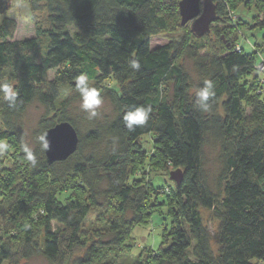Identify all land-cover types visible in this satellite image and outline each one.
<instances>
[{
  "label": "trees",
  "instance_id": "obj_1",
  "mask_svg": "<svg viewBox=\"0 0 264 264\" xmlns=\"http://www.w3.org/2000/svg\"><path fill=\"white\" fill-rule=\"evenodd\" d=\"M212 1L215 22L233 33L225 42H211L210 27L202 38L190 30L152 49V37L182 27L178 0H30L48 14L50 29L43 33V43L41 37L9 40L14 26L8 19L0 21V80L14 81L18 92L14 107L0 94L4 128L0 141L15 145L11 146L22 157L21 176L26 180L11 187L14 191L8 198L5 195L0 264H18L37 252L50 264H119L112 258L95 263L94 246L78 254L85 247L81 231L91 210L105 206L114 210L106 226L110 237L104 244L120 249L128 243L131 229L147 222L156 197L170 192L174 199L169 208L170 230L162 234L158 249H142L131 264L264 262V73L255 70L264 59L258 44L249 43L252 52L245 53L238 43L242 29L230 12L236 1L245 6L255 3L258 19L252 29L264 28V0ZM202 50L209 54L200 55ZM184 56L193 60L198 73L193 96L189 95L190 76L181 62ZM133 60L139 62L138 70L130 66ZM53 70L54 78L48 81L47 74ZM81 74L97 86L111 78L120 87L119 92L109 87L100 90L114 111L104 127L109 144L101 155H81L84 141L97 142L104 134L95 129L86 139L79 137L76 152L65 161L48 164L41 141L33 167L16 135L17 119L34 100L55 110L60 89L75 88ZM208 80L215 96L209 100L210 110L202 112L196 92ZM139 106L151 108L149 120L129 131L122 117ZM62 121L75 128L62 115L58 121L43 122L44 132ZM150 133L152 151L147 153L140 138ZM211 142L218 147L219 162L213 183L204 157L205 146ZM146 160L150 170L143 172ZM177 169L182 178L178 185L172 181L173 188L154 191L144 176L163 171L169 178ZM130 175L141 179L130 182ZM78 184L86 200L77 192ZM9 187L0 183L2 192ZM201 209L218 221L216 251ZM36 213H40L38 220L33 218Z\"/></svg>",
  "mask_w": 264,
  "mask_h": 264
},
{
  "label": "rangeland",
  "instance_id": "obj_2",
  "mask_svg": "<svg viewBox=\"0 0 264 264\" xmlns=\"http://www.w3.org/2000/svg\"><path fill=\"white\" fill-rule=\"evenodd\" d=\"M233 11H230L231 16L236 18V23H239V27L242 29L243 37H240L238 43L243 48L245 53H251L252 49L249 45L258 44L259 53L264 59V28L254 27L253 22L258 19L257 8L254 4L249 3L247 6L239 5L237 1L235 6L232 7ZM8 19L12 22L14 30L12 32L11 41H22L27 39H34L41 37L42 43L45 40L43 33L50 29L48 14L43 9V7H34L31 5L30 0H0V21L2 19ZM261 18V15H260ZM190 32L189 24L186 26L179 27V30L162 31L156 36L150 39V47L156 48L169 43L173 39L181 38L185 32ZM178 34V36H177ZM220 36H223L224 40L232 39L233 33L231 29H227L224 25L219 22H215L211 26V33L207 37L211 42L220 41ZM223 44V43H222ZM201 54H209V52L202 50ZM182 64L184 68L188 71L190 76L192 86L189 90V95L193 96L195 94V89L193 85L198 80V73L194 67V62L190 57L184 56L182 58ZM258 63V62H257ZM256 63V64H257ZM56 71H50L47 74V80L52 81ZM263 76L260 75V78ZM2 80H0L1 82ZM14 82V81H10ZM89 83L96 87L97 89L103 91L105 87H109L117 92H119V85L113 80L108 79L101 86L95 85L89 80ZM15 84V82H14ZM48 87H45L47 89ZM262 95L261 99L264 101V85L261 86ZM61 96L55 103V110H50L42 102L34 100L31 102L23 112L20 118L16 121V128L18 137L21 139L23 146L27 145L35 154L40 150L41 140L44 129L43 122L47 121H58L62 115L64 117L72 120L75 123V128L77 130L78 136L81 138H87L86 135L95 129H100L104 132L105 125L113 118L114 111L113 107L107 99L106 95H103V103L97 109L98 115L94 118H90L81 108H80V97L76 88H63L60 89ZM57 124V123H56ZM4 128L0 125V133L3 135ZM21 133V134H20ZM102 133V132H101ZM110 137L104 132L102 137L97 142H87L84 141L81 147V155L85 156L90 153L95 155H101L105 147L109 144ZM153 134H146L140 138V143L142 148L150 153L152 151ZM0 143L6 144L7 149L0 151V175L3 176L0 179V183H6V187L10 185L9 190H0V228L6 225V198L9 197V193L13 192V187L16 183L22 184L23 176L21 173L25 171V166L20 164L22 162V157L17 155V151H14L12 143L10 144L7 140L0 141ZM16 148V147H15ZM205 157V169L208 173V179L210 183H213L215 179V174L219 169L218 162V147L215 143L211 142L205 146L204 149ZM143 172H148L149 169L148 160L144 163ZM146 180H150V186L156 191L163 187H174V183L168 178L167 174L163 171L151 172L147 176L144 174ZM140 180L141 178L135 177V175H130V182L133 180ZM72 178L71 181H73ZM80 184L76 188L82 199L86 198V192L81 190ZM167 191V190H166ZM7 193V194H4ZM172 192L165 195H158L155 202L157 205L150 211V216L147 222L144 224H139L134 226L130 231V238L127 239L128 243L120 249H115L108 247L104 243L109 240V232L106 229L110 219H112L115 214L114 210L110 206H105L101 210L92 209L87 216L85 222L82 226L81 236L85 242V247L79 251L78 254H83L85 250L94 246V262L101 263L106 262L109 259L114 260L119 264H131L135 256L140 255L142 249L146 248L148 250L158 249L161 237L164 231H169L172 226V219L169 215V208L174 204V199H172ZM153 199V196L151 197ZM86 200V199H85ZM170 200V202H169ZM5 212V213H4ZM203 224L209 231L211 237V246L214 251L218 248L217 239V229L218 221L212 217V214L208 210H200ZM40 213L33 215V218L38 220ZM4 236L9 235V232L5 229L3 231ZM5 238V237H3ZM130 245L131 248L128 246ZM255 264H264L263 261H254ZM7 264V263H3ZM18 264H50L41 252H37L28 259L21 260Z\"/></svg>",
  "mask_w": 264,
  "mask_h": 264
},
{
  "label": "water",
  "instance_id": "obj_3",
  "mask_svg": "<svg viewBox=\"0 0 264 264\" xmlns=\"http://www.w3.org/2000/svg\"><path fill=\"white\" fill-rule=\"evenodd\" d=\"M178 12L180 25L189 24L191 32L198 38L209 34L210 27L216 20L215 6L212 0H178ZM43 136H46L48 142V147L44 148L48 164L65 161L78 148V133L68 121L59 122L46 129ZM169 178L178 185L182 178V171L180 169L171 171Z\"/></svg>",
  "mask_w": 264,
  "mask_h": 264
},
{
  "label": "clouds",
  "instance_id": "obj_4",
  "mask_svg": "<svg viewBox=\"0 0 264 264\" xmlns=\"http://www.w3.org/2000/svg\"><path fill=\"white\" fill-rule=\"evenodd\" d=\"M130 66L134 69H139L140 65L138 61H131ZM75 88L80 97V108L90 117L94 118L98 115L97 109L103 103V97L101 91L89 83V77L86 74L79 75L75 80ZM0 94L5 101L9 102V107H14L17 99L18 92L14 88V82H0ZM215 96L214 86L212 81H205L204 87L199 88L196 92V105L202 112H208L211 108L209 100ZM151 113L150 107L139 106L134 110L127 111L122 121L124 126L129 130L133 131L136 127H143L149 120ZM43 147H48L46 136H41ZM7 145L0 143V151L6 150ZM25 153V159L30 164L36 166V156L32 150L25 145L23 147Z\"/></svg>",
  "mask_w": 264,
  "mask_h": 264
},
{
  "label": "built area",
  "instance_id": "obj_5",
  "mask_svg": "<svg viewBox=\"0 0 264 264\" xmlns=\"http://www.w3.org/2000/svg\"><path fill=\"white\" fill-rule=\"evenodd\" d=\"M236 50H238V48H236ZM255 70L258 73H264V62L263 61H259L256 65H255Z\"/></svg>",
  "mask_w": 264,
  "mask_h": 264
}]
</instances>
